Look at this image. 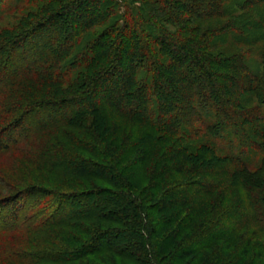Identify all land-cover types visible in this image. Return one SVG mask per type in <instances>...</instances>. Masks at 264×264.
Segmentation results:
<instances>
[{"label":"trees","instance_id":"obj_1","mask_svg":"<svg viewBox=\"0 0 264 264\" xmlns=\"http://www.w3.org/2000/svg\"><path fill=\"white\" fill-rule=\"evenodd\" d=\"M13 158L0 264H264V0H0Z\"/></svg>","mask_w":264,"mask_h":264},{"label":"rangeland","instance_id":"obj_2","mask_svg":"<svg viewBox=\"0 0 264 264\" xmlns=\"http://www.w3.org/2000/svg\"><path fill=\"white\" fill-rule=\"evenodd\" d=\"M7 21H9V20H7ZM7 21H5V22H7ZM202 137H203V133H202V135H201ZM231 150L232 151H237L236 150V147L234 146V145H231ZM17 160V158L15 159V158H13V159H6V160H2V161H0V169L1 168H4V169H6L7 171H9V173H11V174H14V173H16L15 172V170H19V169H21V166H19V164L18 165H14V162ZM4 182L2 181V180H0V191H2V192H4V193H6L5 191V186H4Z\"/></svg>","mask_w":264,"mask_h":264}]
</instances>
